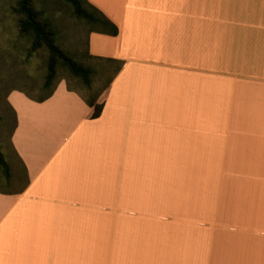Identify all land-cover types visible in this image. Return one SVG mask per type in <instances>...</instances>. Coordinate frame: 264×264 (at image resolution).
Masks as SVG:
<instances>
[{
  "label": "crops",
  "instance_id": "obj_1",
  "mask_svg": "<svg viewBox=\"0 0 264 264\" xmlns=\"http://www.w3.org/2000/svg\"><path fill=\"white\" fill-rule=\"evenodd\" d=\"M87 2L118 28L89 55L121 66L96 118L65 81L8 94L0 264H87L61 243L93 208L101 264H264V0Z\"/></svg>",
  "mask_w": 264,
  "mask_h": 264
},
{
  "label": "rangeland",
  "instance_id": "obj_2",
  "mask_svg": "<svg viewBox=\"0 0 264 264\" xmlns=\"http://www.w3.org/2000/svg\"><path fill=\"white\" fill-rule=\"evenodd\" d=\"M34 5L51 23L59 48L92 69L90 84L87 86L82 79L57 64L56 78L52 85L65 81L68 87L78 89L87 97L103 92L106 88L99 89V81L107 82L108 85L113 66L88 53L89 33L94 25L75 16L72 5L65 0H34ZM84 6L91 11L86 3ZM16 8L17 0H0V151L8 164L7 171L0 166V187L4 188H15L24 181V171L10 143L15 115L7 96L13 89L21 90L36 99L48 92L42 85L47 73L49 52L46 47L31 49V37L21 32L18 26L20 15ZM130 184L135 186L128 183L129 188ZM113 193L110 190V200ZM90 215V221L74 224L75 239L70 240V245L62 241L61 247L74 243L72 252L75 251V255L71 256L73 262L101 264V217L96 208L92 209ZM109 219L112 221V216Z\"/></svg>",
  "mask_w": 264,
  "mask_h": 264
},
{
  "label": "trees",
  "instance_id": "obj_3",
  "mask_svg": "<svg viewBox=\"0 0 264 264\" xmlns=\"http://www.w3.org/2000/svg\"><path fill=\"white\" fill-rule=\"evenodd\" d=\"M72 5L73 13L75 16L88 21L94 26L90 31H96L104 34L117 35V26L108 20L97 9L92 7L87 0H65ZM88 5L91 11H88L84 4ZM17 13L20 15L19 28L21 32L29 35L32 40L31 49L37 47H46L49 52V60L47 73L44 76L43 89L48 92L43 97L37 98L38 101H43L48 98L54 91L56 85H52L55 81L56 66L60 64L67 69L72 75L82 79L84 83L89 86L90 76L92 69L88 66L79 63L77 60L66 54L55 42L54 29L46 18L43 17V13L40 9L34 5V0H17ZM96 14V15H95ZM113 65V72L115 73L120 68V63L113 60H106ZM113 73V74H114ZM112 75L110 76L109 82ZM108 82V83H109ZM26 95H28L26 93ZM30 96V95H28ZM31 97V96H30ZM96 96L85 97L86 103L93 107L91 118H96L100 115L103 107V102H97ZM0 166L4 167L7 171L8 164L5 162L0 151ZM6 174H9L6 172Z\"/></svg>",
  "mask_w": 264,
  "mask_h": 264
},
{
  "label": "snow or ice",
  "instance_id": "obj_4",
  "mask_svg": "<svg viewBox=\"0 0 264 264\" xmlns=\"http://www.w3.org/2000/svg\"><path fill=\"white\" fill-rule=\"evenodd\" d=\"M107 88V82L99 81V89H105Z\"/></svg>",
  "mask_w": 264,
  "mask_h": 264
}]
</instances>
